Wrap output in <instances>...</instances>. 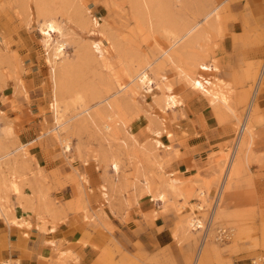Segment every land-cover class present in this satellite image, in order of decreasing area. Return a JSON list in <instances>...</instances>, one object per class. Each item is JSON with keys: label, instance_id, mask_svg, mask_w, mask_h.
Masks as SVG:
<instances>
[{"label": "rangeland", "instance_id": "374dc122", "mask_svg": "<svg viewBox=\"0 0 264 264\" xmlns=\"http://www.w3.org/2000/svg\"><path fill=\"white\" fill-rule=\"evenodd\" d=\"M242 1L0 0V198L22 220L10 224L29 227L25 215L53 230L78 216L99 237L91 264H264V174L251 170L264 166V0ZM48 17L59 22L49 43L40 32ZM52 63L67 70L57 90ZM209 79L223 80L234 112L213 105L220 96L203 88ZM216 126L224 140L209 149L240 160L239 172L222 184L221 174L211 194L209 180L196 189L204 227L195 231L166 181L196 186L171 175H182V162L206 168L210 153L193 145ZM36 146L49 166L36 163ZM161 216L174 238L166 246L154 233Z\"/></svg>", "mask_w": 264, "mask_h": 264}, {"label": "crops", "instance_id": "0c3cea01", "mask_svg": "<svg viewBox=\"0 0 264 264\" xmlns=\"http://www.w3.org/2000/svg\"><path fill=\"white\" fill-rule=\"evenodd\" d=\"M244 1L245 0L242 1L243 7L245 5ZM249 1L253 2L255 0ZM231 30L235 31V33L240 32V29ZM222 82L223 80L221 79L218 81L209 79V83H205L204 86L202 84L201 86H203L204 89L212 91L214 94H218L223 98L226 104L232 108L229 104L230 97ZM213 105L226 107L222 101L216 102ZM232 110L234 109L232 108ZM215 129H217V126L216 128L213 127V129H211L212 131L208 132L207 135H199V142L193 145L197 147L199 151L206 150L210 153L206 161V168L200 170L201 167H199V163L189 164L188 162H182L179 164V171L182 175L178 177L172 174V178L185 183L188 181L196 182L197 191L205 189V183L209 180L210 194L212 193L219 177L223 174L222 164L219 159L222 156L224 157L228 155L226 152L222 155V150L219 148L213 150L209 149L210 145L221 143L224 140L221 136V129ZM249 136L252 138V132ZM30 153L34 156L36 163L40 167H47L50 165L51 162L39 146L33 147ZM195 157L197 159L198 156ZM239 166L240 160L236 158L235 172L228 183L238 174ZM251 170L253 172H257L258 170V172L260 171L264 174V166L261 170L254 166ZM224 178L225 176L223 177L221 184L223 183ZM262 181L263 185L259 186L264 187V178ZM225 187H221L220 194H223ZM241 197L242 196L237 200L239 204L242 203V201L239 200ZM167 198L173 203H178L179 201V203L182 204L183 202L181 199H177L172 193H169ZM192 201H195L194 203L199 202L197 197H193ZM220 201L221 200L217 199V204L215 205L217 208H213L214 210L218 209ZM153 202L154 201L151 197L144 196L140 199L139 206L143 212H150L153 209ZM13 211H16V209L14 208ZM13 211L11 212V215L13 214ZM162 216L155 220L156 227H162V229H156L154 230V233L157 243L160 246H166L172 243L174 238L169 229V225H165V220ZM24 217H26V220L23 221L30 222L29 227L12 225L6 221L9 224V226H7V224L0 218V264H91L95 259L96 250L95 246L92 245V242L96 243L99 237H89L84 233L86 224L80 217L70 214L68 219L63 221V223H57L53 230H51L52 227H47V222L43 226L38 224L39 229L36 225L37 222H35L34 219H28L25 215ZM131 217L132 220L129 224L130 226L135 220L136 212L132 213ZM18 221L22 220L18 219ZM115 224L119 229H126L125 233L128 235L133 234L132 231L125 228L121 223L115 221ZM41 229H48V231H43Z\"/></svg>", "mask_w": 264, "mask_h": 264}, {"label": "bare ground", "instance_id": "6f19581e", "mask_svg": "<svg viewBox=\"0 0 264 264\" xmlns=\"http://www.w3.org/2000/svg\"><path fill=\"white\" fill-rule=\"evenodd\" d=\"M138 1H140V3H142L146 6L148 5V0H138ZM45 15H47V14H45ZM45 15H44V17H45ZM49 16H50V14H49ZM151 22L153 23L152 19H151ZM57 29H59V22L56 21L55 18H53V17L45 18L43 20V22L40 24V32L42 33V35H43L45 41H47V43L50 42V40L52 39V37L55 34ZM174 41H175V45H177L179 42V41H177L176 38L174 39ZM54 50H55L56 56L58 58L63 57L65 55V52H66L65 44L60 43V42L57 43L56 46L54 47ZM66 73H67L66 69H63V67L58 68L56 66V63H52L51 75H52V81H53V84H54V87L56 88V90H57V87H59V85L61 84V78L64 79V76ZM138 79H139L140 83L148 85L151 81V76L149 75V73L147 71H141L138 75ZM192 81H194V80H192ZM193 86L197 87L198 83L196 81H194ZM170 91H171L170 87H167L165 90V104H166L167 108H171V107L178 104L176 97ZM216 99L218 101H222L225 104L226 108H228V110H230L232 112L234 111V110H232V108H230L228 106V104H226V102L223 100V98L216 97ZM58 122H60L59 119H58ZM241 126H242L243 132H247L248 134H250L252 132L248 126V119H247V122H242ZM60 132H61V129H59V131L57 132V135H56L59 140L61 138ZM63 148L65 151H70V145H68L67 143L63 144ZM234 158L230 157L229 155H226L225 158L223 159V162H222V168H223L222 171H223V174H225V177H226L225 179H227V180L230 179L232 174L235 172L236 161L234 160ZM114 169H116V170L118 169L117 164H114ZM166 183H167V186L172 191L176 192V196L179 197L181 200H183V202H185V205H188L189 209H191V211H192V213L186 218L187 227H189V228H191V230H195V231L202 229L204 227V223L201 220V218H199L197 211L203 209L204 206L200 202L194 203L192 201L194 193L196 191V186L192 182L186 184L185 186L180 185V184L178 185L171 180H167ZM199 195L201 196L202 193L199 192ZM166 197L167 196H166L165 192H160L157 194V199H160L162 201H164L166 199ZM202 197H204V196H202ZM2 198H0V212H1V214L3 215V217L7 220V222L9 224L10 223H15V224L17 223L18 224V221L16 219L10 217L12 210L9 209L6 204L1 203ZM7 202H8V200L6 198V203Z\"/></svg>", "mask_w": 264, "mask_h": 264}, {"label": "built area", "instance_id": "2783aa9c", "mask_svg": "<svg viewBox=\"0 0 264 264\" xmlns=\"http://www.w3.org/2000/svg\"><path fill=\"white\" fill-rule=\"evenodd\" d=\"M217 199H218V192H217ZM219 233H220V236L224 235V237H227L226 231H219Z\"/></svg>", "mask_w": 264, "mask_h": 264}]
</instances>
